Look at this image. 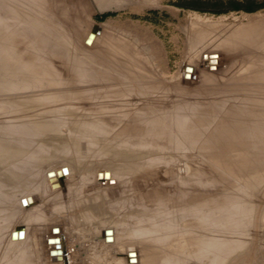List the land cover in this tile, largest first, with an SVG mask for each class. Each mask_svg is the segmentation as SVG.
Wrapping results in <instances>:
<instances>
[{
    "label": "rangeland",
    "instance_id": "1",
    "mask_svg": "<svg viewBox=\"0 0 264 264\" xmlns=\"http://www.w3.org/2000/svg\"><path fill=\"white\" fill-rule=\"evenodd\" d=\"M58 2L0 0L14 18L12 24L6 18V22L4 18L0 20V45L3 47L7 40L19 51L24 48L33 64L37 85L30 93L29 104L34 146H45L38 159L46 167L51 166L50 175L54 173L50 184L52 191L33 188L29 190V196L21 193L15 195L9 205L0 204V228L6 227V240H22L34 254L40 252L41 259H36V264L52 263L46 243L50 228L56 223L60 226L53 228V235H58L62 226L66 249L80 248L70 252L77 259L72 264H102L98 255L106 257L107 264H116V260L111 259L114 252L105 251L98 239L99 234L89 236L90 224L83 220L74 222L73 216L80 209L63 210L64 194L60 189L70 182H78L85 172L98 169L97 181L90 186L87 184V196L97 190L103 193L106 188L103 195L106 202L123 197L116 186L104 185L106 177H99L108 168L110 153L118 154L119 151L101 144L93 149L97 151L102 147L109 155L92 163L88 159L78 162L76 153L61 152L60 145L75 137L72 132L93 126L101 117L98 115H107V119L114 117L112 126L135 124L137 122L132 118L143 115L145 152L129 150L126 153L135 159L145 154L154 155L155 169L163 189L172 188L176 182L196 173L203 174V165L233 179L219 164L211 161L202 147L187 139L192 136L188 132L204 129L212 130L211 134L215 126L222 123L232 127L253 126L254 121L259 120L254 116L246 119L241 114L249 112L242 111L245 107L251 109L252 106L240 98L246 93L245 83L240 78H243L246 64L263 57L260 41L255 39L254 45L242 42L234 48L223 42L229 39L233 43L235 39L229 37L250 25L257 34L264 31V0H112V7L107 9L104 8L108 3L103 0ZM65 5L69 7L66 9ZM96 7L100 9L96 10ZM246 7L255 9L246 10ZM7 12L3 10L1 14L5 16ZM93 69L113 74V78L119 80L114 83V88H123L120 79H124L128 83L140 80L145 86L151 83L154 90L147 92L145 89L135 98L142 105L123 108L121 119H116L114 109L118 110L119 105L104 109L91 98L107 89L82 84L91 79ZM37 75L43 78L38 80ZM50 82L61 83L48 89ZM238 111L239 116L236 115ZM186 117L197 119L195 125L188 128L177 126L178 120ZM1 118L7 122L5 116ZM222 118L224 121H220ZM4 130L2 125L0 131ZM48 130H62L67 134L47 136ZM145 186L142 187L146 189ZM91 187L95 189L91 190ZM254 194L258 202L247 220V231L252 238L243 237L249 241L248 247L232 264H264V186L255 189ZM111 211L109 220L118 219ZM108 231L113 235L112 229ZM50 245L52 247L51 242ZM80 256L85 258L79 260ZM52 258L57 260L54 255ZM174 260L181 264L190 262L179 252Z\"/></svg>",
    "mask_w": 264,
    "mask_h": 264
},
{
    "label": "bare ground",
    "instance_id": "2",
    "mask_svg": "<svg viewBox=\"0 0 264 264\" xmlns=\"http://www.w3.org/2000/svg\"><path fill=\"white\" fill-rule=\"evenodd\" d=\"M57 1L61 3L62 0ZM103 1L108 3L104 9L117 2ZM72 6L76 8L74 3ZM3 10L8 11L0 3V20L6 18L9 24H12L13 16L9 11L3 16ZM252 26L240 28L233 33V36L229 37L235 39L233 43L229 39L223 43L234 48L242 42L254 45L256 40L260 41L259 47L263 57L246 64L243 78H240L246 89V93H242L240 98L247 100L252 106L251 109L245 107L242 111L249 112L241 114L245 118L254 116L253 118L259 120L254 121L253 126L248 124L232 127L222 123L216 125L214 133L211 134L209 133L212 130H191L192 132L188 133H192V136L187 138L196 146L202 147L211 161L219 164L233 179L226 177L222 172L218 173L220 171H211L209 165H203V174L196 173L176 182L172 188L163 189L155 169L154 155L145 154L135 159L129 158L126 153L129 150L145 152L142 138L143 115L132 118V121L137 122L135 124L120 126H112L114 117L107 119V115H98L101 117L96 119L93 126L72 132L75 137L60 145L61 152L76 153L75 160L78 162L88 159L92 163L93 160L100 161L102 157L109 155L102 147L97 151L93 149L101 144L120 152L110 153L106 165L108 168L104 169V173H100L99 177H106L104 185L116 186L123 197L106 202L103 199L106 188H102L103 193L97 190L87 196V184L90 186L97 181L95 176L98 169L85 172L78 182H70L64 189H60L64 194L63 210L79 208L80 212L73 216L74 222H88L91 226L90 231H87L89 236L99 234L98 239L103 248L111 254L114 252L111 259L116 260L118 264H181L182 262L176 263L174 260L178 252L182 258L190 259L187 264H232L246 251L249 241L243 237L247 235L252 238L247 231V220L258 202L254 198V190L264 186V31L257 34ZM10 44L6 40L3 47L0 45V127L3 125L5 129L0 131V204L4 202L8 205L15 195L26 193L29 196L30 189L37 188L44 192L51 190L50 184L54 174L49 173L51 166L46 167L38 159L39 152L45 151V146H34L35 134L29 104L30 93L37 85L33 77V64L29 55L23 51L24 48L21 49L22 52ZM110 74L93 69L91 79L82 84H94L98 89H107L92 95L91 98L104 109L119 105L118 110L114 109L116 119H121L120 112L123 108L142 105L140 101H135V98L145 89L147 92L154 90L151 83L145 86V82L140 83V80L128 83L124 79H120L123 88H114V83L119 80H115L113 74ZM185 74L184 70L183 76ZM42 78L43 76L37 75L38 80ZM60 83L50 82L48 89L59 86ZM236 115H240L239 111ZM1 116H5L7 122L3 121ZM196 120L182 118L181 121L178 120L177 126L192 127ZM222 120L224 121L223 118L220 119ZM204 131L205 134H202ZM52 134L65 135L67 132L48 130L45 133L47 136ZM147 183L148 186H145ZM111 210L117 214L118 219L109 220ZM59 226L60 223L51 226L50 235L47 237L46 249L52 262L50 264L76 263L77 259L72 257L70 252L80 248L76 246L66 249L62 226L60 233L53 235V228ZM109 229L113 230V235L109 233L106 237L105 232ZM5 236L6 227L3 226L0 228V264H36L34 261L41 259L40 252L34 254L26 242L12 238L6 240ZM56 237L60 239L59 243L53 241L58 239ZM58 250H61V253H56ZM63 251H66V254ZM53 255L59 263L53 260ZM172 256L175 258L172 259ZM84 258L80 256L78 259ZM105 258L98 255L102 264H107L108 259Z\"/></svg>",
    "mask_w": 264,
    "mask_h": 264
},
{
    "label": "water",
    "instance_id": "3",
    "mask_svg": "<svg viewBox=\"0 0 264 264\" xmlns=\"http://www.w3.org/2000/svg\"><path fill=\"white\" fill-rule=\"evenodd\" d=\"M57 231H58V230H57ZM109 233H111V232L108 231L107 234H109ZM53 241L59 243V242H60V239L58 238V239H55V240H53ZM63 252H66V251H63ZM56 253H61V250H58V252H56Z\"/></svg>",
    "mask_w": 264,
    "mask_h": 264
},
{
    "label": "trees",
    "instance_id": "4",
    "mask_svg": "<svg viewBox=\"0 0 264 264\" xmlns=\"http://www.w3.org/2000/svg\"><path fill=\"white\" fill-rule=\"evenodd\" d=\"M235 8H238V7H235ZM252 10V9H255V8H252V7H246V10Z\"/></svg>",
    "mask_w": 264,
    "mask_h": 264
}]
</instances>
